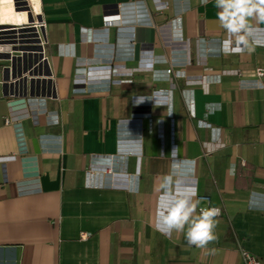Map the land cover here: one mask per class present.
<instances>
[{
  "label": "crops",
  "instance_id": "crops-1",
  "mask_svg": "<svg viewBox=\"0 0 264 264\" xmlns=\"http://www.w3.org/2000/svg\"><path fill=\"white\" fill-rule=\"evenodd\" d=\"M39 5L50 93L0 86V264L264 261V20L242 42L215 0ZM189 189L221 208L206 248L157 215Z\"/></svg>",
  "mask_w": 264,
  "mask_h": 264
},
{
  "label": "clouds",
  "instance_id": "clouds-1",
  "mask_svg": "<svg viewBox=\"0 0 264 264\" xmlns=\"http://www.w3.org/2000/svg\"><path fill=\"white\" fill-rule=\"evenodd\" d=\"M200 2L206 5L208 0ZM215 7L219 9L217 16L223 27L237 34L242 42L245 36L240 34H249L251 31L249 18L258 15L264 20V0H215ZM166 195L171 202L162 203L157 208V215L162 217L170 230L184 231L190 246L206 248L218 241L216 229L220 223L217 219L221 215L219 207H199L200 200L195 198V189Z\"/></svg>",
  "mask_w": 264,
  "mask_h": 264
},
{
  "label": "built area",
  "instance_id": "built-area-1",
  "mask_svg": "<svg viewBox=\"0 0 264 264\" xmlns=\"http://www.w3.org/2000/svg\"><path fill=\"white\" fill-rule=\"evenodd\" d=\"M2 0H0V8L2 6ZM13 7L18 11H25V18L18 22L15 20L3 19L1 17L0 9V52L20 53L22 49L19 47H25L28 52H36L38 60L35 63L41 64L42 69L46 67L48 61V55L46 50V20L37 12L34 8V0H7ZM40 16L38 17V15ZM2 60L0 59V62ZM170 71V68H168ZM254 73L257 77V81L264 87V67H256ZM51 77V73L49 74ZM196 79L203 80L204 75L198 74L195 76ZM5 122H12L13 117L10 115L5 116ZM111 171V167L107 170L94 171L91 169L85 172V184L86 186H103L105 184L104 174ZM207 198V196H201ZM199 207H219V206H199ZM199 207L197 212L199 213ZM220 208V207H219ZM221 209V208H220ZM88 235L87 232H81L80 237L84 238ZM240 254L242 256L243 264H264V261L252 252L245 248L240 247Z\"/></svg>",
  "mask_w": 264,
  "mask_h": 264
},
{
  "label": "water",
  "instance_id": "water-1",
  "mask_svg": "<svg viewBox=\"0 0 264 264\" xmlns=\"http://www.w3.org/2000/svg\"><path fill=\"white\" fill-rule=\"evenodd\" d=\"M40 14L38 15V17ZM19 53L0 52V86L4 94L26 95L38 94L52 84L49 77L51 73L48 64L42 69L41 64H35L38 60L36 52H27L25 47Z\"/></svg>",
  "mask_w": 264,
  "mask_h": 264
},
{
  "label": "bare ground",
  "instance_id": "bare-ground-1",
  "mask_svg": "<svg viewBox=\"0 0 264 264\" xmlns=\"http://www.w3.org/2000/svg\"><path fill=\"white\" fill-rule=\"evenodd\" d=\"M1 17L3 19L22 21L25 18V11H18L13 9L11 4L7 0H2ZM34 8L37 12H40L39 0H34Z\"/></svg>",
  "mask_w": 264,
  "mask_h": 264
},
{
  "label": "rangeland",
  "instance_id": "rangeland-1",
  "mask_svg": "<svg viewBox=\"0 0 264 264\" xmlns=\"http://www.w3.org/2000/svg\"><path fill=\"white\" fill-rule=\"evenodd\" d=\"M1 8H2V6H1ZM1 8H0V9H1Z\"/></svg>",
  "mask_w": 264,
  "mask_h": 264
}]
</instances>
